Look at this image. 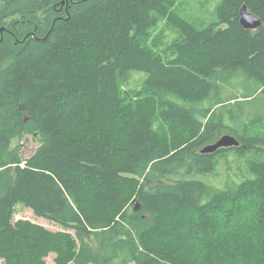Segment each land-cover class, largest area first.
<instances>
[{"label": "trees", "instance_id": "trees-1", "mask_svg": "<svg viewBox=\"0 0 264 264\" xmlns=\"http://www.w3.org/2000/svg\"><path fill=\"white\" fill-rule=\"evenodd\" d=\"M182 3L0 0L4 264H264V0L200 25ZM223 133L239 144L202 153ZM229 153L240 180L195 177Z\"/></svg>", "mask_w": 264, "mask_h": 264}, {"label": "rangeland", "instance_id": "rangeland-1", "mask_svg": "<svg viewBox=\"0 0 264 264\" xmlns=\"http://www.w3.org/2000/svg\"><path fill=\"white\" fill-rule=\"evenodd\" d=\"M219 1L220 0H182L183 2L181 6L183 9L182 13L189 19L193 20L197 25H200L201 23H208L211 20L215 19L214 9L215 6L217 5V2ZM16 17L17 16L8 19L7 22H10L13 18ZM141 79H142L141 75L133 74L131 76L130 83L138 85ZM224 134L226 133L221 134V136ZM15 145H19L21 156L27 157L35 150L38 143L33 139L32 136L25 135L20 140L15 139L13 141V146ZM219 160L220 163L216 171L205 174H196L195 177L204 181L205 183H207L212 187L219 188V187L231 186L230 181L228 180H231L233 182L234 180H237L247 174L246 168L244 166L245 163L244 158H237L229 153L227 154L226 158L222 157ZM218 180L219 182L222 180L224 181L218 184L219 183ZM13 218L31 219L32 221L41 224L44 227L53 231H58L61 229V227L58 224L54 223L53 221H50L43 217L35 216L29 208L21 204H18L15 207ZM249 220H251V218L246 219L245 222H249ZM53 258H54V254L53 253L49 254V256L46 258V264H56ZM0 264H4L1 259H0Z\"/></svg>", "mask_w": 264, "mask_h": 264}, {"label": "water", "instance_id": "water-1", "mask_svg": "<svg viewBox=\"0 0 264 264\" xmlns=\"http://www.w3.org/2000/svg\"><path fill=\"white\" fill-rule=\"evenodd\" d=\"M239 14V21L244 28L255 29L261 26L260 19L255 14L248 11L245 5L240 8ZM238 144L239 142L235 136L224 134L215 142L206 145L201 151L202 153H210L216 151L219 148L237 146Z\"/></svg>", "mask_w": 264, "mask_h": 264}]
</instances>
